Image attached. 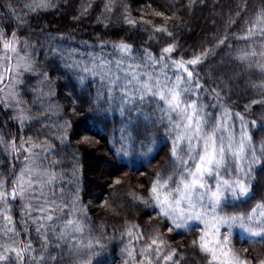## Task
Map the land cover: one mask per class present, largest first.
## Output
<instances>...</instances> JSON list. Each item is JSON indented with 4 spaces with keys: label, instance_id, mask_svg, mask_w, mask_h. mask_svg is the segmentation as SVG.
I'll return each instance as SVG.
<instances>
[{
    "label": "trees",
    "instance_id": "trees-1",
    "mask_svg": "<svg viewBox=\"0 0 264 264\" xmlns=\"http://www.w3.org/2000/svg\"><path fill=\"white\" fill-rule=\"evenodd\" d=\"M31 2L32 0H0L1 31L8 37L15 31L20 41L24 42L28 38L35 45L38 67L49 72L54 84V95L45 97L43 107L51 103L53 110L40 114L41 103L35 101L37 94L34 92V89L40 87L39 77L33 74L23 83L20 97L33 114L34 121L21 130L0 110V135L11 134L17 138V144L20 137L24 140L32 137L38 143L47 139L53 146L45 157L44 165L58 173L55 184L57 199L61 196V189L63 200L69 206L74 197H78L77 204L85 210L83 214L75 213L85 224L80 239L86 243L91 238L99 237L104 243L102 252L93 258L94 264L96 261L99 264H123L127 259L123 249L130 241L126 230L132 225L138 226L134 231L142 232L145 239L153 234V228L157 229L170 246L183 254L182 264H205L198 250L194 252L190 248L191 241L199 235V228L194 227L193 221L189 222L190 226L186 229L174 228L172 232H168L171 225L165 217L159 215V208L154 203L145 205L135 199L147 198V190L157 172L166 176L170 170L167 161L171 139L164 134V126L153 127L155 116L150 115L149 119H145V114H150L154 105H144L143 114L133 110L121 115L119 99L111 102L109 107L106 80L102 81L99 75L88 74L81 84L78 77L82 73L76 68L65 67V64L75 61L81 65H90L95 57L97 62L100 58L110 61L115 69V56L118 54L112 43L119 41L132 44L133 55L137 58L143 56L144 49L158 57L161 48L169 44V41L176 45L172 54L175 59L188 60L207 49V55L196 69L204 85L202 99L209 105L217 104L209 92L212 88L221 89V100L225 106L233 114L240 112L245 116L249 134L253 135V146L259 152L264 138V106L253 105L248 111H245L244 106L251 99H258L264 91H255L264 82V72L255 65L249 67L236 60L235 50L244 47V41L237 37L247 27L246 21L264 6V0H113L111 12L105 9L107 0H52L55 7L36 12L25 7ZM245 3L250 5L247 11L243 10ZM9 5L21 19L11 15ZM156 12L164 15L157 16ZM125 17L135 21V25L126 23ZM157 26L166 27L172 35L155 32ZM49 34L57 38L54 42L71 59L62 61L58 56L45 55L46 47H41L37 41L46 44ZM61 34L64 35L63 40L59 39ZM224 37H227L225 44H218V40ZM256 43L259 44V40ZM227 55L228 58L225 59ZM130 62L125 58L124 67ZM173 71L169 69V75ZM228 75L235 76L232 83L227 79ZM219 79L224 81L223 87L219 85ZM98 90L102 93L99 102L96 101ZM115 96H119L118 89ZM93 104L100 110H93ZM104 108H108V111L104 112ZM207 111L218 115L222 109L217 104ZM254 120L257 123L252 125ZM65 121L70 126L66 130V139L61 142L55 133ZM230 123L232 131L239 138L240 121L233 115ZM122 129H126L127 134L133 138L127 155L116 151L128 142L127 139H122ZM93 154L96 156L97 171H92L87 164ZM53 161L58 163L53 164ZM13 165L16 166L13 156H8L3 147H0V176L9 183L13 177ZM253 175L255 179L252 181L250 196L239 200L229 197L223 202L220 212L249 211L264 197V165H257ZM221 176L224 179L237 176L233 160L229 159L226 167L221 169ZM116 180L120 183H115ZM175 180L174 177L170 187L176 186ZM210 185L214 187L215 183ZM16 210L13 204L12 214L19 225L20 216ZM69 210L70 207L64 209L65 213ZM226 231L225 228L221 229V232ZM247 237L239 228L232 230L234 247L240 251L241 256H247L251 264H256L257 259L264 258V240ZM23 238L25 237L21 233L18 239ZM30 239L36 253H40L39 238L30 236ZM132 243L138 252L144 240L132 239ZM245 248L248 249L247 253L242 251ZM49 252L57 260H49L47 264H74L76 259V255L70 253L63 242L59 248L55 244L50 245ZM86 252L87 249L81 250V254ZM7 264H15L14 255ZM24 264H31V261L26 259Z\"/></svg>",
    "mask_w": 264,
    "mask_h": 264
},
{
    "label": "snow or ice",
    "instance_id": "snow-or-ice-1",
    "mask_svg": "<svg viewBox=\"0 0 264 264\" xmlns=\"http://www.w3.org/2000/svg\"><path fill=\"white\" fill-rule=\"evenodd\" d=\"M112 3L113 0H107L106 11H112ZM8 7L11 15L21 19L11 5ZM25 7L31 12H36L53 8L55 5L52 0H32ZM249 7L250 5L245 3L243 10L247 11ZM155 15L164 14L156 12ZM125 22L135 25V21L127 17ZM246 24L243 34L237 37L238 40L244 41V47L235 50V59L249 67L255 65L264 72V6L255 11ZM154 30L165 32L168 36L172 35L164 26H157ZM56 39L49 34L46 44L39 40L37 43H40L41 47H46V56L49 54L58 56L62 61L71 59L66 57L65 50L54 42ZM59 39L63 40L64 35L61 34ZM226 39L227 37L219 39L218 44H225ZM257 40L259 44L256 43ZM103 44L104 42L101 43L102 47ZM112 47L120 55V59L115 62V69L110 61L100 58L97 62L95 57L90 65H81L73 61L71 64L66 63L65 67L76 68L82 73L78 77L81 84L88 74L99 75L102 81L106 80L109 107L111 102L119 99L121 115L126 111L131 113L133 110L143 114L144 105H154L153 111L145 114V119H149L150 115L155 116L153 127L164 126V134L171 139L167 161L170 170L166 176L157 172L156 178L147 190V198L135 199L145 205L154 203L159 208V215L165 217L171 225L168 232H172L174 228L186 229L191 221L202 224L203 227L199 229V235L191 241L190 248L194 252L198 250L205 264H251L247 256H241L240 251L234 247L232 230L239 228L250 238L259 237L264 240V197L249 211L222 213L219 209L229 197L239 200L241 197L250 196L252 181L255 179L254 170L257 165H264V138L257 152L245 116L240 112L233 114L225 106L221 100V89L212 88L209 95L213 96L222 112L214 115L207 111L209 107H216L217 104L209 105L202 99L204 85L196 69L208 50L184 60L173 58L175 43L162 47L158 57L144 49L143 56L137 58L133 55L132 44L125 41L113 42ZM0 50H2L0 66L3 67L0 71V85H3L0 87V103L6 108L15 109L12 119L18 122L22 130L26 122L33 121L34 117L22 106V98L17 92V85L23 83L19 79L20 75L32 73L39 77L40 87L34 89V92L37 94L35 101L41 103V115L53 110L51 103L47 107H43V104L45 97L54 95V84L49 72L38 67L35 45L30 39L25 38L21 45L20 37L15 31L11 37L0 31ZM125 58L131 61L127 67H124ZM149 68L151 70H148ZM169 69L174 70L172 75H169ZM5 74L9 81L7 84ZM260 87L264 89V82ZM117 89L118 97L115 96ZM101 96L102 93L98 90L97 102ZM253 105L264 106V91L258 99L253 98L245 104V111L250 110ZM91 107L93 110H100L95 104ZM103 111L107 112L108 108H104ZM233 115L240 121L239 138L232 131L230 121ZM251 123L255 125L257 122L254 120ZM69 126L65 121L55 133L61 142L66 139V130ZM122 139H127L128 142L122 144L116 151L127 155L133 138L127 134L126 129H122ZM19 140L17 144V138L11 134L0 135V147L14 159L24 155L25 160L18 173L15 172L13 165L10 183L0 176V264H7L13 255L15 264H24L26 259L30 260L31 264H47L49 260L55 262L57 257L51 255L49 246L55 244V247L59 248L61 242L67 246L70 253L76 255L74 264H94L93 258L102 252L104 243L99 237L91 238L86 243L80 239L85 224L75 213L83 214L85 210L77 204L78 197H74L69 206L63 200L61 189L58 200L55 188L58 173L51 167L42 168L36 163L35 157L38 153L33 150L40 149L48 154L53 146L47 139L42 143H36L32 137L27 140L20 137ZM148 150L151 151V148ZM229 159L235 162L237 176L233 179H224L221 176V169L226 167ZM213 175L214 187L208 181ZM174 177L176 186L170 187ZM115 183L118 184L120 181L116 180ZM17 200L21 202L19 225L12 214L13 204ZM69 207L70 210L65 213L64 209ZM136 228L137 225H132L126 230L130 241L123 249L127 257L123 264H182L183 254L170 246L157 229L153 228V234L145 239L142 232L134 231ZM222 228L227 231L221 232ZM33 229L41 242L40 253H36L31 239L27 242L18 239L22 232L30 234ZM132 239L144 240L138 252ZM82 249H87V252L81 254ZM242 251L247 253L248 249ZM95 264L99 262L96 261ZM256 264H264V258L257 259Z\"/></svg>",
    "mask_w": 264,
    "mask_h": 264
},
{
    "label": "rangeland",
    "instance_id": "rangeland-1",
    "mask_svg": "<svg viewBox=\"0 0 264 264\" xmlns=\"http://www.w3.org/2000/svg\"><path fill=\"white\" fill-rule=\"evenodd\" d=\"M1 20H2V16H1V14H0V31H1V29H2V26H1ZM171 42H173V41H171ZM169 43H170V41H169ZM21 45H23V42L21 41ZM0 51H2V50H0ZM116 51V50H115ZM117 52V51H116ZM117 54L118 55H116L115 56V60H117V59H119L120 58V55H119V53L117 52ZM228 58V55L225 57V59H227ZM127 59V58H126ZM224 59V60H225ZM225 61H227V60H225ZM13 63H14V61H13ZM228 63V62H227ZM219 64V63H218ZM3 70V67L2 66H0V71H2ZM208 74H209V71L207 72ZM31 75H33L32 73H22L21 75H20V77H19V79L21 80V81H23V83L25 82V80H26V78L27 77H29V76H31ZM227 79H229V81L232 83L233 81H234V79H235V76L233 77V76H229L228 75V78ZM9 81L7 80V74H5V84H7ZM218 82H219V85L221 86V87H223L222 85H223V82L224 81H222L221 79H219L218 80ZM23 83H20V84H18L17 85V92H18V94H19V96H21V93H20V89H21V87H22V85H23ZM247 85V84H246ZM0 87H3V85H0ZM234 87H235V85H234ZM247 87H249L248 85H247ZM256 87V86H255ZM225 89H226V87H225ZM230 89V88H229ZM245 89H248V88H245ZM262 90V88L261 87H259V86H257L256 88H255V91L256 92H259V91H261ZM22 106L26 109V110H28L29 112H30V114H31V111H30V109L24 104V102H23V104H22ZM0 110H1V112H3L4 114H6L7 115V117L9 118V119H11V121L14 123V124H16L17 125V127L20 129V127H19V124H18V122H16V121H14L13 119H12V116L14 115V112H15V109L13 108V107H5L4 106V104L3 103H0ZM32 116H33V114H31ZM34 117V116H33ZM33 121H34V119H33ZM32 122V121H31ZM31 122H26V125L27 124H29V123H31ZM1 133V132H0ZM25 140H27V139H25ZM36 143H38V142H36ZM27 146V145H26ZM34 152H36V153H38V156H36L35 157V159H36V163L40 166V167H42V168H45V165H44V160H45V157H46V155L47 154H45L44 152H42L40 149H34L33 150ZM7 155L9 156V154L7 153ZM93 157H91L90 159H88L87 160V164L89 165V167H90V169L92 170V171H94L95 169H96V171H97V164H96V156H95V154H93L92 155ZM95 156V157H94ZM87 158H88V156H86ZM14 163L16 164V170H15V172L16 173H18L19 172V170H20V168L21 167H23V165H24V163H25V160H24V155H20L19 156V158L18 159H14ZM208 179H210L211 180V182H209V184H211V183H215V176H212V177H209ZM209 181V180H208ZM14 205L16 206V208H17V213H19V216H20V212H21V202L19 201V200H17L15 203H14ZM20 222H21V220H20ZM195 224H194V227L195 228H202L203 227V225L202 224H200L198 221H193ZM23 233V232H22ZM247 235V234H246ZM23 236L25 237V238H23V240L22 241H25V242H27L29 239H30V236H36L37 238H39L38 236H37V234L35 233V230L33 229L32 231H31V233L30 234H28V236H27V234H25V233H23ZM248 236V235H247ZM248 238V237H247ZM250 238V237H249ZM252 239H260L259 237H257V238H252Z\"/></svg>",
    "mask_w": 264,
    "mask_h": 264
}]
</instances>
